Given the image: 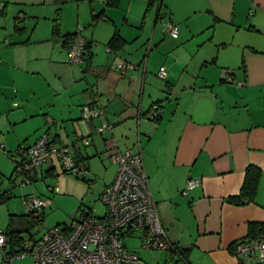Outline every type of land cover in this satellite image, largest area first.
I'll list each match as a JSON object with an SVG mask.
<instances>
[{
  "label": "crops",
  "instance_id": "0c3cea01",
  "mask_svg": "<svg viewBox=\"0 0 264 264\" xmlns=\"http://www.w3.org/2000/svg\"><path fill=\"white\" fill-rule=\"evenodd\" d=\"M0 3L4 4L1 18L6 17L0 26L13 18L15 27L25 20H53L62 5L60 0ZM159 15L165 20L164 28L170 23L177 29L173 55L158 53L161 58L154 66L148 67L149 62L144 61L142 67L141 62L124 58L125 49L107 53L114 60L119 58L117 64L135 66L120 75L117 64L95 69L90 47V58L81 66H86L82 71L86 85L78 90L80 99L67 109H48L54 119L50 118L42 132L62 144L88 137L90 144L79 145L76 151L88 171L93 160H101V155L107 159L112 145L119 151L140 148L160 223L176 251L157 253L155 259L149 251H140L141 256L134 250L138 264H242L234 256V244L252 237L249 224L264 223V0H161ZM59 32L62 37L51 42V51L67 55L63 36L75 32L63 28ZM12 50L0 47V72L4 74L0 100L11 107L16 104H12L9 87L15 83L20 88V61L9 57ZM160 68L165 69L164 80L158 77ZM88 73L96 77L95 84L87 82ZM226 78L243 86L227 83ZM154 104L159 117L150 121L146 113ZM93 106L103 110L104 121L112 126L110 132L95 133L99 119L88 124L82 121V110ZM21 117L27 116L23 112ZM0 131H4L2 124ZM6 133L4 150L14 149V162L17 146L13 147L7 129ZM248 166L261 171L256 199L235 206L227 201L238 194ZM103 169H109L110 176L104 180L102 192L112 181L116 166L110 162ZM42 173L43 168L36 179ZM189 178L199 179L200 185L183 195ZM4 193L0 191V195ZM24 218L25 213L21 220ZM23 222L28 225L27 220Z\"/></svg>",
  "mask_w": 264,
  "mask_h": 264
},
{
  "label": "rangeland",
  "instance_id": "374dc122",
  "mask_svg": "<svg viewBox=\"0 0 264 264\" xmlns=\"http://www.w3.org/2000/svg\"><path fill=\"white\" fill-rule=\"evenodd\" d=\"M130 3L131 0H118L116 5L107 6L105 0H66L59 12L60 30L63 28L72 32L80 31L79 35L82 38L92 40L91 52L95 69L99 65L106 63L115 65L119 62V58L114 60L112 55L107 56L105 48L114 32L123 36L126 42L124 58H128L131 62H141L142 67L144 61L149 62L148 67L154 66L155 62L161 58L158 53L165 56L172 52L170 55H173L176 45L173 40L175 36L167 32L168 23L164 28L165 20L157 18V9L147 10L146 0H134L132 4ZM0 5L4 4L0 3ZM101 10L104 11L106 19L94 22L92 15L98 14ZM5 20L6 17L3 19L0 15V21ZM53 20L45 18L33 23H27L28 20H25L21 22L20 27H15L13 18H7V25L0 26V47L12 48L9 57L20 61L18 65L20 88L13 85L15 83H11L9 87L11 94L9 96L14 101L12 104L16 105L11 107L8 102L0 100V124L4 130L0 131V142L4 146L6 129L12 138L13 147L17 146L16 149L24 143L31 145L37 133L47 130V123H51L47 122L44 114L54 119L48 109L58 111L61 106L67 109L70 103L76 104L75 102L80 99L78 90L85 88L82 71L86 66H74L68 62V55L65 52L59 54L58 50L54 53L51 51ZM47 35L48 38H46ZM49 36L50 42L47 41ZM28 38L29 44L25 42L22 45H16L17 42L27 41ZM150 72L156 74L148 70V73ZM14 75L16 76V73ZM3 77V71H1L0 86L4 81ZM89 77L94 79V83H91ZM87 82L90 85L95 84L96 77L88 73ZM20 91L23 96L19 95ZM23 112L26 118L21 117ZM43 134L42 132L38 135ZM13 151L14 149L9 151L5 148L4 153L0 152V191L10 195V198L0 201L1 232L6 231L10 219L13 221V229H22L26 226L21 220V216L25 213L21 199L24 194L51 201V204L43 209L45 214L43 227L33 231L36 237H40L45 230L56 225L68 224L71 220L78 219L81 210H91L96 218L104 215L105 207L100 201V196L103 182L110 176V170L103 169L110 163L105 155L104 157L101 155V160L92 161L85 180L72 175H61V170L56 168L52 177L46 176L47 178L44 179L38 177L34 183L21 186L14 176L10 179L14 168ZM15 156L18 158L17 155ZM45 168L47 165L43 167V173ZM53 185L58 187L54 195L48 190V187ZM140 237V234H135L132 238L125 239L124 244L128 250H135L143 256V252L140 251L145 250L141 247ZM149 252L154 254L153 258L157 256V252ZM1 256L0 253V262ZM10 264H33V260L29 256H24L14 259Z\"/></svg>",
  "mask_w": 264,
  "mask_h": 264
},
{
  "label": "built area",
  "instance_id": "2783aa9c",
  "mask_svg": "<svg viewBox=\"0 0 264 264\" xmlns=\"http://www.w3.org/2000/svg\"><path fill=\"white\" fill-rule=\"evenodd\" d=\"M3 6L0 5V15ZM76 31L68 48V62L81 67L85 62L88 41ZM167 32L177 35V29L168 23ZM106 52L110 50L106 48ZM135 66L127 63L116 65V71L125 75L135 70ZM158 77L166 78L164 68L158 71ZM227 83L242 87V82H234L226 78ZM146 117L155 121L159 117L158 105H152ZM82 121L86 124L94 119L101 120L95 128L96 134L110 132L112 126L104 121V112L98 107H85L82 110ZM51 119L47 117V122ZM88 137L78 138L70 144L56 143L48 133L39 136L31 145H19L18 160L11 178L19 180L21 186L31 184L24 177L26 173H38L47 165L53 170L59 168L61 175L85 177L86 167L77 160L74 151L79 145L88 146ZM4 151V144L0 142V152ZM107 160L116 166L112 181L104 188L100 201L105 207L102 217L96 218L92 212L81 214L68 224L54 226L45 230L40 237L32 235V241H26L24 250L13 258L6 256L10 264L14 259L29 256L33 264H138L140 259L135 251L128 250L124 240L140 234L141 247L152 252H172L173 245L166 236L160 223L156 203L149 187L148 178L144 171L140 148L137 151H119L115 146L108 147ZM23 161V162H22ZM22 164L20 165V163ZM42 176V174H41ZM14 180V181H15ZM200 180L189 178L186 181L183 195L197 188ZM51 194L58 191L57 185L48 187ZM25 216L36 215L51 204L49 199H42L35 195L22 197ZM43 227V226H42ZM37 227V228H42ZM36 229V228H35ZM6 235L0 231V253L4 254ZM234 256L242 264H264V236L246 237L235 243ZM251 261V262H250Z\"/></svg>",
  "mask_w": 264,
  "mask_h": 264
},
{
  "label": "trees",
  "instance_id": "16d2710c",
  "mask_svg": "<svg viewBox=\"0 0 264 264\" xmlns=\"http://www.w3.org/2000/svg\"><path fill=\"white\" fill-rule=\"evenodd\" d=\"M117 1L118 0H105L107 6L116 5ZM146 1H147V10L152 9V8H156L157 9V12H156L157 18L159 19L160 18L159 8L161 6V0H146ZM64 2H65V0H60L61 4H63ZM103 18H104V12L103 11H101L98 14L92 15V20L94 22L98 21L99 19H103ZM52 23H53V25H52V30H51V40L53 42H56L62 37V36L60 37V32H59V30H60L59 10L56 11V17L52 21ZM75 33L72 35L63 36L65 38L66 44L69 45V43H70L72 37L75 35ZM92 44H93L92 41H88V45L86 46L85 62H87L90 58L88 50L90 47H92ZM125 45H126V42L121 38V36L117 32H114V34L112 35V37L108 41L106 48H108L110 50V52H112V53H117L118 51L123 50ZM45 134H47V133H45ZM74 154L76 155V151ZM15 155L18 156V148L15 150ZM15 157L16 156H14L13 172L15 171V165H17L20 162L18 160V158L17 157L15 158ZM76 158L79 161V159H80L79 156H77ZM22 162L20 163V165L22 164ZM85 170H86V172L88 171L87 168ZM54 171H55V169L53 170L52 167H48L44 171V173H42V176L40 178L44 179L46 176L52 177ZM35 174L36 173H32V174L26 173L24 175V177L26 179H28L30 181V183H34L36 181ZM43 174H45V175L43 176ZM260 175H261V171L258 168L254 167V166H248L244 172L243 183H242V186L240 187L238 194L235 196L229 197L227 202L230 204H233L235 206H242V205H245L248 203H253L254 199H256L257 190H258L257 187L259 184V180L261 178ZM85 177H83L82 180H85L86 179ZM76 178H78V177H76ZM13 182H14V180H13ZM27 196H28L27 194L22 195V197H27ZM8 198H10V195H7L6 193L0 195V201L6 200ZM85 212H91V210H87V209L85 211L81 210V214H83ZM81 214H80V216H81ZM44 218H45V214H44L43 210L40 212H37L36 215L31 214V215L25 216V218L22 220H27L28 225L22 229H18V228L13 229L12 225H11L12 221H10L6 231H4V233L6 235V247L4 250V254H2L3 260L0 264H3L4 262H6L4 259L6 256L13 258L15 255L21 253L24 250L25 242L26 241H32L34 239V237L31 233L35 228L43 226ZM249 225H250L249 226L250 227V233L253 234V235H251L253 238L255 236H264V223H258V224L254 223V225L253 224H249ZM56 226H58V225H56ZM175 251H176V249L173 245V251L172 252H175Z\"/></svg>",
  "mask_w": 264,
  "mask_h": 264
}]
</instances>
